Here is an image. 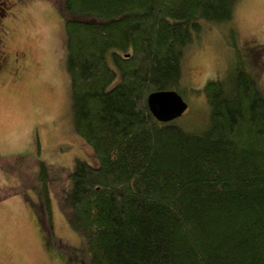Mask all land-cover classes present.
I'll list each match as a JSON object with an SVG mask.
<instances>
[{"label": "trees", "instance_id": "1", "mask_svg": "<svg viewBox=\"0 0 264 264\" xmlns=\"http://www.w3.org/2000/svg\"><path fill=\"white\" fill-rule=\"evenodd\" d=\"M51 1L74 130L91 158L66 172L32 165L43 229L53 231L57 204L89 264H264L262 87L241 58L228 80L187 83L186 55L204 23L228 24L239 0ZM227 37L238 42L233 24ZM158 90L203 106L160 121L148 105Z\"/></svg>", "mask_w": 264, "mask_h": 264}, {"label": "rangeland", "instance_id": "2", "mask_svg": "<svg viewBox=\"0 0 264 264\" xmlns=\"http://www.w3.org/2000/svg\"><path fill=\"white\" fill-rule=\"evenodd\" d=\"M9 2L4 11L0 0V54L7 51L0 58V67H7L0 70V264H89L81 260V242L62 212L53 209L50 231L46 225L43 229L33 205L40 204L31 171L34 163L39 166L37 161L44 160L50 169L66 172L72 171L76 159L91 158L87 153L85 157L74 130L62 17L51 0ZM233 16L214 28L204 23L202 39L195 38L186 55L187 83L201 87L209 79L228 80L241 58L250 60L247 71L256 74L264 92V0H239ZM232 24L235 44L227 41ZM253 50L263 52L256 57ZM182 95L188 112L193 103L203 106L198 97ZM51 185L56 187L55 182Z\"/></svg>", "mask_w": 264, "mask_h": 264}, {"label": "water", "instance_id": "3", "mask_svg": "<svg viewBox=\"0 0 264 264\" xmlns=\"http://www.w3.org/2000/svg\"><path fill=\"white\" fill-rule=\"evenodd\" d=\"M148 105L152 114L164 122L181 117L189 107L183 96L174 90H158L150 93Z\"/></svg>", "mask_w": 264, "mask_h": 264}]
</instances>
